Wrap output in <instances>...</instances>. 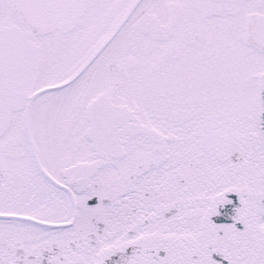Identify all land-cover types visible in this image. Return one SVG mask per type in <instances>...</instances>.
<instances>
[{
    "label": "snow or ice",
    "instance_id": "obj_1",
    "mask_svg": "<svg viewBox=\"0 0 264 264\" xmlns=\"http://www.w3.org/2000/svg\"><path fill=\"white\" fill-rule=\"evenodd\" d=\"M0 264H264V0H0Z\"/></svg>",
    "mask_w": 264,
    "mask_h": 264
}]
</instances>
